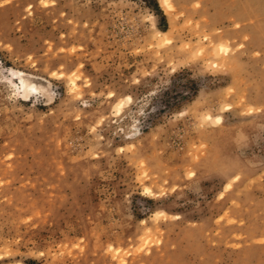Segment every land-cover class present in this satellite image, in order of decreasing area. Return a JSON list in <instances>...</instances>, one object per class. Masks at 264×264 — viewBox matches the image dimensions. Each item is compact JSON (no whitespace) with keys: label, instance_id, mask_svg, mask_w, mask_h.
Wrapping results in <instances>:
<instances>
[{"label":"rangeland","instance_id":"rangeland-1","mask_svg":"<svg viewBox=\"0 0 264 264\" xmlns=\"http://www.w3.org/2000/svg\"><path fill=\"white\" fill-rule=\"evenodd\" d=\"M0 264H264V0H0Z\"/></svg>","mask_w":264,"mask_h":264},{"label":"bare ground","instance_id":"bare-ground-1","mask_svg":"<svg viewBox=\"0 0 264 264\" xmlns=\"http://www.w3.org/2000/svg\"><path fill=\"white\" fill-rule=\"evenodd\" d=\"M166 4L168 5V7L170 6L168 2H166ZM10 72H11V76H9V77H10V79H12V83L10 81H9V83L15 84V86H16L18 81H19L21 83L20 86L22 88V90H20V91H21L22 96L24 98L28 97L29 95H35L37 93L39 94V92H41V89H42V91L46 90L45 84H43V81H41V79H39L38 77H35L34 75L29 76V77H25L21 71L14 70V69H11ZM40 87H41V89H40Z\"/></svg>","mask_w":264,"mask_h":264}]
</instances>
